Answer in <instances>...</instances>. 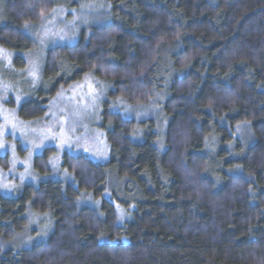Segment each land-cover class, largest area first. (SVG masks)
Listing matches in <instances>:
<instances>
[{"label": "trees", "instance_id": "obj_1", "mask_svg": "<svg viewBox=\"0 0 264 264\" xmlns=\"http://www.w3.org/2000/svg\"><path fill=\"white\" fill-rule=\"evenodd\" d=\"M104 1L113 22L48 51L20 118L44 119L61 91L93 75L111 86V99L139 106L162 97L167 149L155 120H127L106 103L108 163L65 154L72 183L0 198L5 241L25 233L30 209L52 217L47 240L20 251L0 244V264H264V0ZM59 3L0 0V47L36 50L25 27ZM15 65L27 68L20 55ZM243 124L253 129L249 143L236 132ZM55 153L36 159L40 173Z\"/></svg>", "mask_w": 264, "mask_h": 264}, {"label": "rangeland", "instance_id": "obj_2", "mask_svg": "<svg viewBox=\"0 0 264 264\" xmlns=\"http://www.w3.org/2000/svg\"><path fill=\"white\" fill-rule=\"evenodd\" d=\"M59 1L58 7L39 24L25 27V32L37 43L36 50L19 54L0 47V198H15L25 186H38L51 180L72 183L73 176L62 169L65 154L85 156L99 164L108 163L111 148L101 129L106 103L110 113L121 114L127 120L139 123L155 120L160 135L158 147L162 151L167 149L168 120L163 107L158 104L164 99L158 97V103L152 101L139 106L123 98L111 99V86L93 75L61 91L50 103L44 119L27 122L20 118L21 106L31 99L33 91L42 83L48 51L74 46L80 41L83 30L113 22L110 5L104 0H78L77 9H69L63 0ZM19 55L27 62L24 70L15 65ZM141 131L138 132L140 140L135 138L137 142L143 141L144 131ZM236 132L246 141V136L253 138L249 124L238 126ZM50 148L56 153L48 162L50 172L42 174L35 167L36 159ZM217 149L210 151L216 153ZM115 206L120 219L125 220V210L116 202ZM47 217L52 218L30 209L25 233L13 241L0 239L1 246L20 251L47 240L51 234V222ZM124 222L120 220L121 225Z\"/></svg>", "mask_w": 264, "mask_h": 264}]
</instances>
